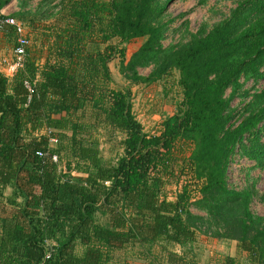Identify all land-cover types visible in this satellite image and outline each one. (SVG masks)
I'll list each match as a JSON object with an SVG mask.
<instances>
[{"label": "trees", "instance_id": "16d2710c", "mask_svg": "<svg viewBox=\"0 0 264 264\" xmlns=\"http://www.w3.org/2000/svg\"><path fill=\"white\" fill-rule=\"evenodd\" d=\"M20 1L12 17L23 23L31 13ZM176 1L63 0L46 63L26 48L12 77L0 72V264H119L127 249L149 264H196L199 233L264 264L256 193L228 182L236 156L264 170V0H235L226 19L165 47ZM0 34L17 46L14 27ZM142 39L127 61V45ZM116 58L133 85L178 72L182 100L157 134L137 119L131 89L113 88ZM99 126L125 136L115 164L102 158ZM180 144L190 148L183 163ZM183 175L190 183L169 201L166 187Z\"/></svg>", "mask_w": 264, "mask_h": 264}, {"label": "rangeland", "instance_id": "374dc122", "mask_svg": "<svg viewBox=\"0 0 264 264\" xmlns=\"http://www.w3.org/2000/svg\"><path fill=\"white\" fill-rule=\"evenodd\" d=\"M28 3L27 10L31 15L23 22L25 32L29 39L28 50L40 66L46 63L49 56V35L51 30L58 25V17L63 0H25ZM235 0H178L169 8L168 20L172 24L163 42L165 47L187 42L190 34L196 33L202 26L213 27L230 16L231 11L237 6ZM21 1L15 0L5 9V15L12 16L21 11ZM37 15V16H34ZM21 22V21H20ZM145 39L135 41L127 45V61L143 45ZM117 40L112 42L113 45ZM104 46L102 47V49ZM14 44H11L4 35L0 34V62L4 68H10L19 59L13 53ZM110 68L115 80V89H131L133 96V110L137 119L143 125L147 134H157L162 121L176 113L182 100V91L178 85L179 74L174 72L166 80L155 85H133L122 75L120 59H114ZM151 69H139L142 76H148ZM254 84L249 83L245 89H250ZM264 88V81L257 85V90ZM241 99L236 98L232 106L240 108ZM99 140L102 158L106 163L115 164L123 154L122 142L125 138L120 132H112L99 126L95 132ZM56 142H53L55 145ZM190 148L184 144L178 146L177 157L180 163L188 157ZM78 176L77 174H75ZM229 185L231 188L242 190L251 187L256 195L252 200L251 209L259 216L264 217V170L255 169L254 163L239 156L235 157L229 169ZM190 183L187 175L180 176L177 180L166 187V195L169 201H173L183 185ZM14 189L6 192L7 197H14ZM197 215H205L193 208ZM197 242L192 245V254L196 264H227V260L233 259L237 264H244V256L240 251L239 244L232 241H219L211 235L199 233ZM190 248L182 250L180 247L171 248L172 251L183 255L190 252ZM157 251V250H156ZM81 252V251H80ZM119 264H149L138 259L136 251L127 249L116 254Z\"/></svg>", "mask_w": 264, "mask_h": 264}, {"label": "built area", "instance_id": "2783aa9c", "mask_svg": "<svg viewBox=\"0 0 264 264\" xmlns=\"http://www.w3.org/2000/svg\"><path fill=\"white\" fill-rule=\"evenodd\" d=\"M0 24L2 25H9L15 28L17 39V46L14 48L13 53L16 58H18V66L19 62L22 61L23 57L26 54V48L29 47V39L25 32V25L13 18L12 16L5 15V9L0 10ZM55 142V141H53ZM50 258L49 256L47 257Z\"/></svg>", "mask_w": 264, "mask_h": 264}, {"label": "crops", "instance_id": "0c3cea01", "mask_svg": "<svg viewBox=\"0 0 264 264\" xmlns=\"http://www.w3.org/2000/svg\"><path fill=\"white\" fill-rule=\"evenodd\" d=\"M2 62H0V72H2L3 74H5L8 77H12L18 69V64H17L18 61L15 62L12 66L10 65V68H8V71H6L7 66H6V68H4L1 65V64H3Z\"/></svg>", "mask_w": 264, "mask_h": 264}]
</instances>
